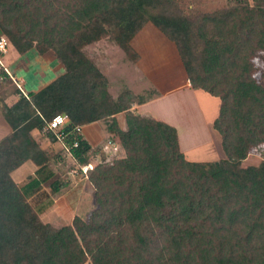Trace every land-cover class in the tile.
<instances>
[{
  "label": "trees",
  "instance_id": "obj_1",
  "mask_svg": "<svg viewBox=\"0 0 264 264\" xmlns=\"http://www.w3.org/2000/svg\"><path fill=\"white\" fill-rule=\"evenodd\" d=\"M77 2L35 0V12L26 13L25 0H0V36L6 38L7 47L24 55L35 43L39 52L53 50L64 66L62 76L36 93L24 96L20 92L12 105L3 104L0 110L12 130L0 141V254L10 244L12 250H34L36 264H131L136 256L129 254L137 249L129 245L131 239L118 235L115 241L110 235L101 234L111 228L121 232L150 228L168 235L176 249L189 241L192 251L184 261L172 264H264V160L258 166L242 167L241 163L249 155L264 151V87L250 75H243L246 65L242 64L230 91L234 109L220 102L219 115L213 123L225 158L190 162L178 148L174 129L132 112L136 98L130 91L112 99L103 74L80 52L81 46L95 42L105 32L106 16L112 13L111 0ZM134 11L121 6L115 23L116 41L128 57H136L130 40L150 21L175 42L167 19L134 21ZM243 14L237 24L241 30L250 29L253 12L247 10ZM242 32L247 37L253 33ZM260 35L262 40L258 39L255 50H264V33ZM77 37L80 43L75 41ZM220 46L216 41L205 42V75H212L226 54L242 52V47L233 43ZM182 63L194 89L217 96L198 77H192L183 60ZM232 65L238 67L236 63ZM0 78L11 81L3 70ZM243 102L257 109L250 106L241 110ZM120 113L125 117V129L118 127L115 118ZM62 114L69 118L59 131L62 138L46 131V139L49 143L60 141L80 167L88 165L87 154L97 157L101 145L113 137L127 156L91 172L89 179L99 210L91 223L83 224L74 218L72 227L55 230L42 224L27 204V198L53 174L31 179L19 189L9 173L28 161L38 166L35 174L43 172L44 164L39 161L45 154L33 141L31 132L42 131L54 116ZM102 121L103 138L93 145L80 130ZM51 185L53 193L64 186L57 181ZM132 238L136 247L145 246V237L140 233Z\"/></svg>",
  "mask_w": 264,
  "mask_h": 264
},
{
  "label": "rangeland",
  "instance_id": "obj_2",
  "mask_svg": "<svg viewBox=\"0 0 264 264\" xmlns=\"http://www.w3.org/2000/svg\"><path fill=\"white\" fill-rule=\"evenodd\" d=\"M34 1L25 0L24 4L27 7L23 8L24 12H35V6H32ZM4 3H8V0H4ZM72 3L78 4L77 0H72ZM121 6L123 8L131 7L132 10H135L133 13L134 21L135 19L138 21L141 19L144 22L151 19V17L167 19L168 24H172V28H169L168 31L175 41L174 43H176L175 46L177 45L176 47L179 49L181 54L180 57L178 53L179 57L182 58L192 77H198L200 83L217 94L216 98L226 104L230 110H233L235 105L230 91L234 89L233 84L240 74L241 68H243L242 64L246 65V72L243 75H250L259 86L264 87V50H255L259 40H262L260 33H264V0H136L134 3L130 0H111L110 11L112 13L106 16L107 23L105 24L104 34L100 33L95 42L92 40L93 42L81 46L80 52L103 74L107 80L108 93L112 99L116 100L119 95L129 91L127 89L135 88L141 83L138 75L133 70V64L123 60L125 58H123L121 48L116 41L118 32L115 29V23L118 20V10ZM247 10L253 12L252 24L250 29L241 30L240 25L237 24V19L243 18V13ZM248 30H252L253 33L247 37L242 31ZM83 33L81 32V35ZM86 33L90 35L89 31ZM235 33L238 35L236 36ZM101 34L103 35L100 36ZM75 41L80 43L78 37ZM206 41L219 42L220 48H223L224 44L240 45L242 52L240 55L235 53L226 54L214 73L205 75L203 64L206 61ZM227 52L228 50H226ZM7 53L12 57L14 53L16 58L19 55L8 47ZM25 54L21 60H16L17 62L10 67L11 71L8 70L16 82L12 79L11 81H0V110L4 104L3 99L5 96L15 97L16 99L20 97V92L24 96L32 91L36 93L41 90L40 86L44 88L64 74V66L57 59L53 50L48 49L39 52L34 43L31 51ZM2 61L6 67L3 59ZM234 63L238 64L237 68L232 65ZM240 106L242 107L241 110H245L247 107L250 108V106L256 108L255 105H251L249 102H243ZM122 118V115L118 117V127L125 129V124L122 125ZM226 121L230 122L229 120ZM103 125H105V121H102L98 126L89 125L82 129L84 133L96 130L95 134L89 133L88 135L90 139L95 137L92 141L93 145H96L102 139ZM223 129H226V126ZM31 136L45 154L43 158H40L42 162L39 161V164H44V170L39 175L35 174L38 166L32 161H28L9 173L10 180L20 189L36 177L42 178L51 173L53 178L43 183L27 198L29 208L36 214L42 224H47L55 230L72 227L74 218H78L83 224L91 223L93 216H96L99 210L95 201V188L89 177L96 167L112 165L116 161L126 158L127 154L120 143L116 141L117 138L113 137L108 143L101 145L97 157L93 154H87L85 158L88 165L80 167L60 141L49 143L44 129L42 131H32ZM241 163L242 167H246L247 163L243 164V161ZM55 181L59 186L64 184L58 193H53L51 190V184ZM139 233L145 237L146 244L144 247H136V243L132 238ZM101 235H110L115 241L118 235L124 239H131L129 245L134 249L137 248L134 250L136 254L134 252L129 254L130 256H136L131 264L182 262L189 251H192L189 241L186 246L176 249L170 243L168 235H162L157 230L152 232L150 228L141 232H134L133 230L121 232L111 228L108 233H102ZM199 236L207 237V235ZM213 236L214 238L217 237L216 235ZM206 239H209V237ZM214 241L216 242V240ZM202 242L205 243V240ZM34 253H36L34 250L22 247L12 250L11 245L6 244L0 254V261L4 264H36L37 255ZM3 255H6L5 260Z\"/></svg>",
  "mask_w": 264,
  "mask_h": 264
},
{
  "label": "crops",
  "instance_id": "obj_3",
  "mask_svg": "<svg viewBox=\"0 0 264 264\" xmlns=\"http://www.w3.org/2000/svg\"><path fill=\"white\" fill-rule=\"evenodd\" d=\"M129 45L136 55L135 59L120 51L125 58L123 60L133 64V70L141 82L139 86L127 89L136 98L131 111L174 129L179 150L188 161L214 162L224 159L220 136L213 129V123L219 115L220 101L207 92L191 86L175 44L157 27L147 23L134 35ZM25 55H18L16 58L14 53L13 57L7 53L2 59L6 63V68L11 71L10 67ZM25 66L28 67L26 64ZM39 88L42 89L41 86ZM16 99L5 96L3 101L5 105L10 106ZM121 115L124 125L123 113L117 114L115 118L119 122L118 117ZM11 132V128L0 113V141ZM89 133L95 134L96 130L83 132L92 143L95 137L90 139ZM263 160L264 151L260 155H249L243 164L258 166Z\"/></svg>",
  "mask_w": 264,
  "mask_h": 264
},
{
  "label": "built area",
  "instance_id": "obj_4",
  "mask_svg": "<svg viewBox=\"0 0 264 264\" xmlns=\"http://www.w3.org/2000/svg\"><path fill=\"white\" fill-rule=\"evenodd\" d=\"M7 53V40L4 36L0 37V71L3 70L4 73L13 81L16 82V80L13 79V77L10 75L8 69L4 66L2 58ZM2 79V78H0ZM69 121V118L67 115H56L54 116L45 127V131H53L57 133L58 138H62L63 134L59 131L62 129L64 125H66ZM78 131L80 129H77ZM81 131V130H80ZM86 169V168H85Z\"/></svg>",
  "mask_w": 264,
  "mask_h": 264
}]
</instances>
